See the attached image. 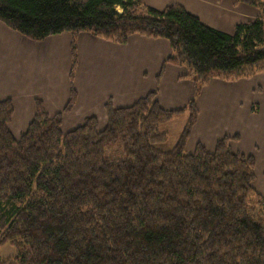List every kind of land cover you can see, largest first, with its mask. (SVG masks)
Returning a JSON list of instances; mask_svg holds the SVG:
<instances>
[{"label": "trees", "instance_id": "obj_1", "mask_svg": "<svg viewBox=\"0 0 264 264\" xmlns=\"http://www.w3.org/2000/svg\"><path fill=\"white\" fill-rule=\"evenodd\" d=\"M235 2L260 15L228 34L180 4L159 10L140 0H0V21L29 39L72 35L64 111L50 114L37 101L16 137L13 102L0 101V248H17L15 257L0 255V264H264L256 157L232 146L239 136L220 138L213 150L201 142L188 150L203 88L264 72V0ZM82 32L119 44L133 34L167 39L165 65L189 72L195 96L175 110L161 105L158 91L125 107L110 100L105 125L87 117L65 132L64 115L77 100ZM184 112L178 142L162 149L169 136L162 128Z\"/></svg>", "mask_w": 264, "mask_h": 264}, {"label": "crops", "instance_id": "obj_2", "mask_svg": "<svg viewBox=\"0 0 264 264\" xmlns=\"http://www.w3.org/2000/svg\"><path fill=\"white\" fill-rule=\"evenodd\" d=\"M177 1L206 25L228 34L234 33L237 24L260 15L256 7L236 5L235 0H222L221 4L215 0ZM171 2L167 0L159 7L150 4L162 10ZM71 42L70 32L35 41L0 21V101L13 102L10 128L16 137L33 120L37 101L50 114L64 111L69 103ZM171 54V44L164 38L133 34L126 44H119L82 32L73 83L77 100L64 115L63 130L76 128L87 117H97L105 125V106L110 100L116 107L130 106L152 91H158L165 109L184 108L195 96L196 88L185 68L165 65ZM217 87L224 88V103H217L215 94L209 95ZM197 105L200 113L188 139L189 151L207 139L211 140L209 150H213L220 138L239 136L235 141L242 150L254 154L252 148L256 146V160L264 161V72L240 80L213 79L198 96ZM182 115L186 120L187 113Z\"/></svg>", "mask_w": 264, "mask_h": 264}, {"label": "rangeland", "instance_id": "obj_3", "mask_svg": "<svg viewBox=\"0 0 264 264\" xmlns=\"http://www.w3.org/2000/svg\"><path fill=\"white\" fill-rule=\"evenodd\" d=\"M140 1H142L144 4H147L149 6H152L150 3H155L159 7V6H163L164 5L163 3H165V1H167V0H140ZM172 1L173 2L168 3L167 6H170V5H173V4L182 5L181 2H179L177 0H172ZM215 1L218 4H221V2H222V0H215ZM235 4H236V2H235ZM238 4H240V3H238ZM152 7H154V6H152ZM166 7H164L162 10H164ZM117 10L119 12H123V10L120 7H118ZM209 93H210L209 94L210 96L214 95V94L216 95L214 97V99H215V101L217 103H224L225 93H224V88L223 87H217L214 90V92H211V90H210ZM185 117H186L185 115L178 114V115H176L173 118L172 121H169L162 128V130L163 129L167 130L168 131V135H169L168 136V141L166 142V144L160 146V147H162V149L170 151V150H172L175 147L176 143L178 142V139L180 138V136H181V134H182V132L184 130V127H185V124H186V121H187V118L185 120ZM209 141H211V140L207 139L206 143H203L202 141H201V143H203L209 149V146H210V142ZM231 144H232L233 147H236V149L238 151L243 152L245 154H249V152H245V151L242 150V148L238 144V141L237 142L236 141H232ZM252 151H253L254 154L258 155V147L256 148V146H254V149L252 148ZM256 173H257V179H256L255 184H254L255 188L257 189V191L259 193H261L264 196V161L262 162L261 160L257 159ZM259 188L261 189V192L259 191L260 190ZM0 255L3 258L15 257L17 255V248L14 245H11V244L7 243V244L3 245L0 248Z\"/></svg>", "mask_w": 264, "mask_h": 264}]
</instances>
